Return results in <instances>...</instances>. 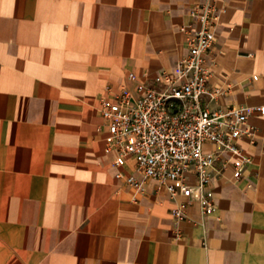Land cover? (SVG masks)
<instances>
[{"label": "crops", "instance_id": "1", "mask_svg": "<svg viewBox=\"0 0 264 264\" xmlns=\"http://www.w3.org/2000/svg\"><path fill=\"white\" fill-rule=\"evenodd\" d=\"M198 2L0 0V264H264V0H217L208 59L226 92L205 103L255 126L223 153L217 210L194 198L177 218L188 197L132 186L117 173L137 158L107 149L103 101L164 87Z\"/></svg>", "mask_w": 264, "mask_h": 264}, {"label": "built area", "instance_id": "2", "mask_svg": "<svg viewBox=\"0 0 264 264\" xmlns=\"http://www.w3.org/2000/svg\"><path fill=\"white\" fill-rule=\"evenodd\" d=\"M221 12L217 0H199L191 10L194 19L184 26L189 51L178 71L157 76L164 87L141 84L138 93L125 87L114 100L103 101L110 131L107 149L118 152L115 164L121 166L128 156L137 158L134 172L119 171L117 176L143 188L144 179L137 175L141 173L164 184L172 198L188 197L175 208L177 218L185 216L194 198L204 211L219 208L212 182L222 169L223 153L240 154L239 140L255 131L247 107L211 108L205 103L206 97L216 99L226 92L223 86L211 85L214 67L208 59ZM207 143L220 147L208 150Z\"/></svg>", "mask_w": 264, "mask_h": 264}]
</instances>
